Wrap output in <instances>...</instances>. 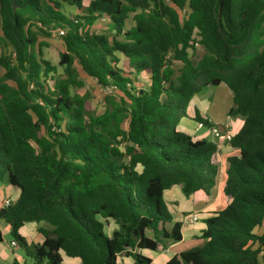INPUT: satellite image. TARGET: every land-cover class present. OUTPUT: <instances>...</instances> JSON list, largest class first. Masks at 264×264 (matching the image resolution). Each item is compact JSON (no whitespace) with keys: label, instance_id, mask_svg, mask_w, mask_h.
I'll list each match as a JSON object with an SVG mask.
<instances>
[{"label":"trees","instance_id":"obj_1","mask_svg":"<svg viewBox=\"0 0 264 264\" xmlns=\"http://www.w3.org/2000/svg\"><path fill=\"white\" fill-rule=\"evenodd\" d=\"M61 1L81 13H66L58 0H0V185L19 191L0 221L16 246L35 264H60L61 252L80 264H117L127 251L181 241L180 224L162 209L163 192L178 185L185 196L209 199L218 147L176 125L194 95L224 84L232 93L228 115L243 117L230 140L238 156L225 163L228 204L204 221L201 246L166 264H264V0H222L220 11V0H92L85 8ZM101 17L110 38L89 31ZM194 30L204 51L197 62L188 54ZM58 31L64 78L50 87L52 66L37 37ZM75 64L100 87H116L120 102L106 99L105 111L93 114L87 94L71 93L84 88ZM142 73L148 87L136 90L129 76ZM99 218L116 225L110 237ZM28 223L46 225L38 228L40 245L20 236Z\"/></svg>","mask_w":264,"mask_h":264},{"label":"crops","instance_id":"obj_2","mask_svg":"<svg viewBox=\"0 0 264 264\" xmlns=\"http://www.w3.org/2000/svg\"><path fill=\"white\" fill-rule=\"evenodd\" d=\"M75 13L77 12H74V14ZM131 15L133 17V14ZM132 17L130 20L129 17L127 18L125 25L126 29H129L134 25ZM38 38L39 37H37V43L39 42L45 43L46 49L50 47L48 39H44L40 37L42 39L41 40ZM51 45L57 48L56 49L58 54L57 58L48 59L43 49L41 50V55L42 58L52 66V70H53L54 67L53 63L59 66L58 65L59 54L64 51V47L62 42L59 40H54ZM119 58H120V62L118 64V68L121 67V62L123 61L121 56H119ZM59 67H61L63 70L62 66ZM77 67L79 66L75 64V69L78 73ZM51 74L54 75L55 74L54 71ZM140 75L146 79V83L144 84L145 86L141 84L139 85V87H136V90L147 88L149 84L148 75L143 73ZM129 77L131 81H133V83H138V79L136 75H131ZM222 85L225 86L224 84H220L215 87L218 91L215 92V96H213V102L209 100H205V96L203 93L204 90L201 93L194 95L188 103L186 109V116L181 118L176 125L177 131L187 134L195 140L204 139L210 141L212 143H215L218 147V155H217L218 173L215 180V186L210 191V198L206 199L205 195L200 192L192 194L190 196H185L181 192V187L178 185L165 190L162 195V201L171 210L173 214V216H171L172 219L178 222L181 226V236H182L181 241L172 242V241L164 240L160 243L158 249L155 251L147 250V249L127 251L126 253H123L117 257V264H133L134 260L133 257L130 256L131 253L141 254L150 261V264H166L175 254L184 251L181 248H179L180 244L186 243L188 246H193L192 244H195V242L200 241L201 233L205 228L204 221L212 217L213 215H215L216 213H218L227 206L228 201L222 193V189L225 182V168H226L225 163L228 157L238 156V150L233 148L230 145V142H223L217 144V142L212 136L211 130L215 128L221 133H226L233 136L236 133H238V131L241 129L243 125V117L239 115L229 116L228 112L231 109L232 104L228 105V102L225 104V107H221V109L218 106L221 100L220 94L227 97V101L229 100L232 103L231 91L226 86H225L226 88H223ZM199 115L201 118H203L202 120L208 122V124L206 125L205 123L202 122L204 124V127H206L207 131L202 133L200 138H197L196 135L198 134V132L204 128V127L200 129L197 128V124L200 123V121L198 120ZM14 189L12 190L11 188H4L3 190L4 196L1 200L9 197L7 196V192H13L14 201H15L18 197L19 191L16 188ZM194 214L197 215V221L195 223H187L186 218ZM200 218L203 219V224L202 226H197L196 224L199 222ZM99 221L103 224L105 236L110 237L112 235V232L116 228L114 222L110 219L105 220L100 218ZM45 226L46 225L43 223L40 224L28 223L20 228L19 234L22 238H24V240L28 245L31 244L40 245L43 242V237L39 234L38 228ZM0 232L2 235V241L0 242V264H35L33 260L25 254L24 249H22L19 246H15V247L11 246V242L13 241V239L10 236V227L3 221H0ZM6 235L10 236V241L9 243H5L3 245L4 236ZM17 248H21L22 252L17 253L16 252ZM60 258H61L60 264H80L79 259L67 257L62 252L60 253ZM42 264H46V263H42Z\"/></svg>","mask_w":264,"mask_h":264},{"label":"rangeland","instance_id":"obj_3","mask_svg":"<svg viewBox=\"0 0 264 264\" xmlns=\"http://www.w3.org/2000/svg\"><path fill=\"white\" fill-rule=\"evenodd\" d=\"M50 1L52 0H40V2L44 5V4H48ZM92 0H81V4L83 6V8H85L86 6H88V4L91 2ZM58 2L60 3V5L62 6V8L66 11V13L73 15L74 12H78L81 13V10L79 11L78 8H76L75 5H69L68 2H62L61 0H58ZM83 11V10H82ZM132 15H129V20L131 19ZM104 19V20H103ZM91 33H97L98 35H103L104 37L110 38L114 35L113 31H111L110 29V21L108 18L105 17H101L99 18L92 26L91 28H89ZM34 30V29H33ZM120 38V37H118ZM38 39H41L40 37ZM42 40V39H41ZM54 40H59L60 39V35L52 32L51 37L48 38L50 47L46 49V47L42 48L48 59H54L57 58V48H55V46L51 45L52 42ZM41 49V50H42ZM204 53L202 47L200 46V44H197L193 46V49H190L188 51V54L192 56L193 60L195 62H197L200 57L202 56V54ZM54 64V65H53ZM52 65L53 67V71H54V75L51 74V76L54 79H50L48 80V85L50 87H52V85L54 84L53 80H60L64 78V73L61 67L57 66L55 63H53ZM172 67L173 70L175 71V75L178 74V69L180 68V63L179 62H173L172 63ZM78 70V77L83 80L84 82V88L81 89H75V88H71V93L74 94H78V95H85L87 94L90 104H91V110L92 113L95 115H101L105 109L108 107L106 99L110 100L111 103H115L118 104L120 102V99H122V94L119 93L118 91L116 92H112L111 94H103L102 91V87H100L99 85H97L96 81L92 78L87 77L80 69V67H77ZM137 79H138V83H133V81L131 82V85L136 89V87H139V85H144L146 83V79L144 77H142L140 74L136 75ZM134 84V85H133ZM145 86V85H144ZM223 88H226L225 86L222 85ZM221 90V89H220ZM218 90L215 87H208L206 89H204V96H205V100H209L211 102H213V96H215V92H217ZM221 96V100L219 102V107L221 109V107H225V104L228 102V105L232 104L229 100L227 101V97L223 96L222 94H220ZM215 101V99H214ZM216 104V102H215ZM227 105V106H228ZM232 107V106H231ZM174 115V113H173ZM200 116V115H199ZM203 117V116H202ZM224 117V115H223ZM203 119V118H202ZM207 129L206 127H204L201 131L198 132V134L196 135L197 138H200L202 133L206 132ZM4 188H11L12 190L14 188H12L7 181H3V183L0 185V200L3 198L4 193L3 190ZM15 190V189H14ZM7 196H9L11 198V200L14 201V194L13 192H7ZM2 201V200H1ZM162 209L169 214L170 216H173L171 210L168 208V206L162 201ZM203 224V219L200 218L199 222L196 224L197 226H202ZM102 232L105 233L104 229H102ZM256 233L257 234H261L262 230L261 229H256ZM10 241V236H4V243H9ZM193 246H188L186 243L184 244H180L179 248H181L182 250H187L193 247H198L202 245V240L195 242V244H192ZM17 253H21L22 249L21 248H17L16 249Z\"/></svg>","mask_w":264,"mask_h":264},{"label":"built area","instance_id":"obj_4","mask_svg":"<svg viewBox=\"0 0 264 264\" xmlns=\"http://www.w3.org/2000/svg\"><path fill=\"white\" fill-rule=\"evenodd\" d=\"M166 1L168 2L169 0H166ZM188 13H189V9L188 8H184L183 10H181L179 12L180 16H182V17H185ZM57 34L63 35V31H58ZM192 38H193V40L195 42L194 43L195 45L199 44L200 37L198 35V31L197 30H194L193 35H192ZM102 91H103V94H111L112 92H116L118 90L114 86H109V87L102 88ZM203 127H204V124L203 123H198L197 124V128L198 129L203 128ZM211 133H212L213 138L217 142V144L223 143V142H230L231 137H232L229 134L219 132L215 128H213L211 130ZM12 203H13V201L11 200V198L10 197H7V198L3 199L0 202V209H5V208L9 207ZM196 221H197V215H195V214L194 215H191V216H189V217L186 218V222L187 223H195ZM11 246H13V247L16 246L15 241H12L11 242Z\"/></svg>","mask_w":264,"mask_h":264},{"label":"water","instance_id":"obj_5","mask_svg":"<svg viewBox=\"0 0 264 264\" xmlns=\"http://www.w3.org/2000/svg\"><path fill=\"white\" fill-rule=\"evenodd\" d=\"M9 1L12 4V6H14L15 0H9ZM221 8H222V0H220L219 11L221 10Z\"/></svg>","mask_w":264,"mask_h":264}]
</instances>
